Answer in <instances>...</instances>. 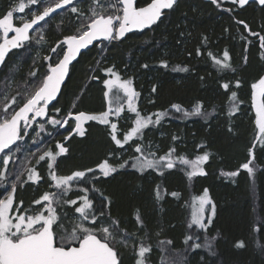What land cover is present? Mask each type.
<instances>
[{
  "label": "trees",
  "instance_id": "16d2710c",
  "mask_svg": "<svg viewBox=\"0 0 264 264\" xmlns=\"http://www.w3.org/2000/svg\"><path fill=\"white\" fill-rule=\"evenodd\" d=\"M21 1L27 3V10L37 8L39 14L49 0H39L35 5L29 4L28 0ZM148 2L150 0H136V5L140 7ZM9 5L10 0H0V17L10 10ZM67 12L60 20L56 13L45 22L48 25L43 33L49 48L77 31L80 15ZM261 36H264V6L250 4L241 8L232 3L218 7L211 1L179 0L150 29L132 33L124 40L96 43L83 52L70 67L59 97L48 109V116L61 121L67 118L68 123L60 129L59 125L48 123V132L34 139L53 153L57 152V144L67 149L57 156L53 165L58 176L89 168L96 170L87 174L86 182L74 181L67 194L60 195L55 208L63 223L74 221L79 215L75 212L81 203L79 197L87 194L99 221L96 228L111 225L117 230L113 246L119 252L120 264H134L135 249L140 245L150 248L146 254L150 264H167V257L176 254H181L182 258L175 264H264V145L256 140V111L251 87L264 77ZM101 43L102 48H98ZM34 50L32 40L27 41L8 56L0 69V110L11 102L12 97L18 101L13 110H18L29 85L48 74L47 67L58 62L64 46L48 63L43 58H36ZM164 50L167 53L162 56ZM225 50L229 53L230 68L222 70L214 58L223 61ZM109 66L130 79L138 94L136 107L141 115L159 112L172 117L169 125L164 122L150 125L134 143L126 144L129 150L137 143L144 149V155L152 152L156 159L169 148L175 149V156L183 155L188 160L207 153L209 159L201 166L205 175L189 180L186 172L190 169L180 163L173 169H164L162 175L154 170L138 171L131 166L132 159L118 157L123 148L112 142L110 125L97 121L85 124L83 136L71 134L73 118L68 116L69 112L99 114L107 111L103 71ZM136 71L139 78L134 74ZM30 72H36L37 76L30 77ZM237 80L240 81L238 88L235 86ZM224 83H229L228 91L222 88ZM232 91L237 93L234 114H230ZM198 104L200 113L194 114ZM172 105H179L181 110L177 111ZM113 122L118 129L124 127L117 118ZM122 134L120 131L121 139ZM179 141L184 142L183 146ZM158 143L159 151L153 152ZM250 148L253 149L255 168L252 176L241 168L250 158ZM40 155L41 152L34 154L26 167L34 166L39 171L41 184H22L20 181L16 184L15 200L21 199L27 207H35L33 202L44 193L60 192L48 177L47 157L35 166ZM24 159L26 161L28 157ZM104 161L114 167L124 161L129 163L105 178L97 167ZM231 172H238V175H227ZM2 181L6 185L0 186V199L10 187L7 179ZM82 188L89 191L84 193ZM205 189L212 204L204 210V222L212 216V223L207 229L195 225L189 227L194 201ZM173 192L178 196H173ZM67 200L77 203H64ZM100 212L104 215L100 216ZM137 215L143 219V227L137 224ZM112 221L117 223L112 225ZM125 234H134L127 237V246L121 243ZM189 236L193 239L186 243ZM206 238L212 240L211 251L203 246L192 247L195 243L204 245ZM237 242H243L244 246L237 247Z\"/></svg>",
  "mask_w": 264,
  "mask_h": 264
},
{
  "label": "snow or ice",
  "instance_id": "6c2138e0",
  "mask_svg": "<svg viewBox=\"0 0 264 264\" xmlns=\"http://www.w3.org/2000/svg\"><path fill=\"white\" fill-rule=\"evenodd\" d=\"M93 4H98V0H92ZM213 4H217L218 0H211ZM256 2L264 6V0H256ZM28 3L35 5L39 0H28ZM177 0H150L144 7H135L133 0H116V3H109L106 7L101 6V11L90 9L91 15L86 17V22H82L76 33L68 35L58 42L57 46L52 48V52H57L63 45H67L64 50L63 58L57 64L49 65L48 74L39 82L33 81L29 85V89L22 97L23 103L18 107V110H13V106L18 104L17 98L12 97L10 103H6L3 109L0 110V152L10 149L18 140L22 139L21 123L23 122L24 134H27V128L32 126L33 121L37 118H45L47 116L48 105L53 101L60 88L61 82L64 80L68 71V66L74 60L81 49L87 48L94 40L103 38L104 40H119L125 34L133 29H144L155 24L163 15L164 10L173 9ZM233 4L243 8L249 0H232ZM72 13H79L84 15L75 5L74 0H54L53 3L44 6L43 11L39 14L33 13L31 19H24L21 17V23L17 26L14 23V12L23 13L26 8L24 2H20L13 10H9L0 17V64H3L6 59V54L15 48H20L25 42L32 39L30 30H34V26L41 21H45L53 13L60 9H68ZM120 5L122 7H117ZM109 9L114 11L109 12ZM239 23H243L240 21ZM248 28V25H244ZM9 33H14L9 37ZM253 35H257L253 33ZM44 37L41 35L40 40ZM40 41L38 40L37 43ZM261 46L264 47V36L260 37ZM264 58V57H262ZM48 59V57H45ZM229 53L227 50L223 53V61L214 58V62L220 66L222 70L230 68ZM166 67V63L162 62ZM186 71V69H180ZM110 74L112 79L103 81L107 91L104 92L106 99H109L112 90H121L127 98L128 110L136 114L133 126L123 134V138H119V129L116 123L110 121V116L119 117L124 110L123 105L117 103L113 106L112 99H109V107L107 111L99 114H86L79 112L73 114L69 112L68 116L76 121L74 131L83 136L85 130L83 124L86 121H98L100 124L110 125V137L112 142L118 148H124L129 141L135 142V138H139L144 134V130L149 125L159 124L161 118L165 113H157L155 120L152 117H143L134 106V101L138 95L131 86L130 80H121L120 76L113 70L107 68L104 70ZM30 77H36V72H30ZM96 79V77H93ZM237 88L240 87V81H236ZM253 89L252 103L256 111V126L258 134L256 140L264 145V77H261L256 83L251 85ZM222 88L226 91L230 89L229 83L222 84ZM155 91V89H153ZM19 95V93L17 94ZM258 96L260 99L258 100ZM230 100L233 101L232 113L236 111L235 101L237 100V93L231 92ZM75 107V105H73ZM177 111H180L179 105H172ZM57 112L60 110L57 109ZM200 113V105L198 104L194 109V114ZM188 115V113H185ZM47 123L54 126H64L68 123L67 118L63 121L54 118H48ZM231 130V129H230ZM67 139V137L65 138ZM175 140L176 137H173ZM255 147V145H254ZM58 152L46 151L39 156V160H45L47 157L49 175L54 182L55 188L59 189V193H44L39 199L35 200V204H43V211H39L34 215L24 214V210L16 212L11 215L10 212L15 208H20V205H14L15 193L17 185L12 183L11 191H9L4 199H0V264H120L119 252L113 246L116 240L117 230L113 226H102L96 228L99 223L95 206L87 194L79 197L81 203L75 208V212L79 214V218L74 220L71 225V231H68L69 225L63 223V218L59 217L56 208L53 206L59 203L60 195H66L70 190L72 182H86L88 173L96 171L95 169H87L86 171H75L68 176H58L54 170V163L57 156L64 154L67 149L57 144ZM135 152L140 153L139 156L132 157L131 166L138 171H145L147 169L158 170L163 174V169H173L176 163L186 165L188 170L186 172L187 178L191 180L198 175H205L201 167L204 162L209 159L207 153L198 156L195 160H188L184 157H179L178 161L173 157L175 149H170L168 153L160 156L158 159L154 158L155 153L150 152L144 155V149L136 144ZM153 157V158H149ZM249 160L241 165L242 169L247 170L249 176L254 175L253 166V149H249ZM8 157L5 156L3 163L7 165ZM129 161H124L119 165L120 168L125 167ZM98 170L103 177H109L118 169L111 166L108 161L99 164ZM230 176L238 175V172L227 173ZM4 178V173L0 172V180ZM20 176H17V180ZM39 175L35 170H29L28 180L33 183L38 182ZM81 191L87 193V188H82ZM173 196H178V193L173 192ZM157 198H160L159 191H157ZM105 199H107L105 197ZM67 204H76V200L64 201ZM212 201L209 198L208 191L205 189L202 196L198 198V208L194 210L192 215V222L189 227L195 225L199 229H207L208 225L212 223V216L207 218V223L204 222L205 205H211ZM213 215H214V205ZM104 213L100 212V216ZM137 224L143 227V219L137 215ZM87 222V224L85 223ZM117 222L112 221V225ZM91 225V227L88 226ZM57 229H62L63 234H59ZM100 233L98 236L97 233ZM134 234H125L121 239V243L127 246V237ZM191 236L186 238V243L191 241ZM215 237L212 238L214 240ZM212 240L206 238L204 245L195 243L192 245L194 249L206 247L212 250ZM170 243V242H169ZM77 244L78 246H72ZM237 247H243V242H237ZM150 252V248L146 245H140L135 249L136 261L135 264H146V254ZM214 254V252H213Z\"/></svg>",
  "mask_w": 264,
  "mask_h": 264
},
{
  "label": "rangeland",
  "instance_id": "374dc122",
  "mask_svg": "<svg viewBox=\"0 0 264 264\" xmlns=\"http://www.w3.org/2000/svg\"><path fill=\"white\" fill-rule=\"evenodd\" d=\"M50 1H54V0H49L44 6L48 5V4H51ZM22 2L21 0H10V5H9V9L10 10H13L16 6H18V4ZM25 4H27L26 2H24ZM109 3H113L115 4L116 3V0H98V4H93L92 0H74V5L80 9L81 12L84 13L83 16H81L79 13H72L70 11V8L72 5H70L68 7V9H63L61 12H59V15L57 17L58 20H60L62 17H64V15L67 12V10L70 12V14H73V15H80V17L78 18V22L76 24V28L78 29L81 25L82 22H86V17L90 16L91 15V11L90 9H95L96 11H101V6H104L106 7ZM226 5V4H232V0H218V3L216 5H218V7H220L221 5ZM117 7H121L120 5H117ZM38 9L37 8H34L32 10H27V5H26V8H25V11L23 13L21 12H14V23H18V25L21 23V17H23L24 19H31L32 17V14L33 13H36L38 14ZM110 11H114V9H109V12ZM53 18V17H51ZM46 21H44V24H42V26H38V28L32 33L31 36H34L32 37V48L35 49V56L36 58H43L45 59V57H48V59H45L46 62L48 63L50 60H51V57L53 56L54 59L55 57H57V52H52L51 49L56 47V45L54 46H51L49 48V42L45 39L43 40H40V37L41 35H43L44 37V29L46 28V26L48 25L47 23H45ZM17 25V26H18ZM12 33H9V35H11ZM2 40V37H0V41ZM40 41L39 43H37V41ZM102 43L97 45L98 48H102ZM64 46V45H63ZM64 52V50H63ZM167 53L166 50H164V52L162 53V56L165 55ZM59 61V59H58ZM104 64H106V62H103ZM48 70H49V66L47 67ZM108 68H113V66H109ZM114 70V68H113ZM117 74L118 72L116 70H114ZM137 72H134V74H136L137 76ZM104 75H105V80L106 79H112L111 75L106 73L105 71H103ZM120 76V79L121 80H130L129 78H127V76L125 74H118ZM137 78H139V76H137ZM132 86V84H131ZM133 88V87H132ZM107 91V89H106ZM116 97H118V103L119 104H122L123 105V111L121 112L120 116L117 117L115 115L113 116H110V121L113 122L114 119H119L122 121L124 127H119V132H123V134L125 132H127L132 126H133V122L136 118V114L129 111L128 110V106H127V98L125 97L124 93L121 91V90H118V89H113L112 92L110 93V97L109 99H112L113 101V106L116 105L117 103V99ZM259 97V96H258ZM260 98V97H259ZM109 99H106V103H107V110H108V107H109ZM259 100V99H258ZM138 105V95L136 96L135 98V101H134V106L136 107ZM137 109V107H136ZM140 113V112H139ZM159 113V112H158ZM143 117H152L153 120H155V116L156 114H144L142 113ZM48 118V117H47ZM47 118L44 120L43 122V119L41 121L40 118H37L35 121H33L32 123V126L31 127H28L27 128V134H24V132L22 131V139H20L19 143H18V146L14 147V148H11L10 150L8 149L7 152H5L1 158H0V172H3L4 173V178L2 180H8L10 185V187L5 191V194L3 195L2 199H4L7 195V193L9 191H11V186H12V183L15 182L17 184V181H20L22 182V184H25V183H29V184H41V177H40V173L38 170H36L33 167H29L27 169V164L31 162L32 160V157L34 156V154H36L37 152H41V154L43 155L44 152L46 151H50V150H45L44 148V144H38L36 141H34V139L37 137V135L39 134H43V133H47L48 132V128H47ZM172 117L170 116L167 117V115H164L161 120H160V123L161 122H164V124L166 125H169L170 123V119ZM73 129H72V133L71 134H75L77 136H80L78 135L74 129H75V125H76V121L73 119ZM88 121H86L84 124H83V128L85 130V124L87 123ZM98 122V121H97ZM115 123V122H114ZM156 125V124H155ZM158 125V124H157ZM150 126V125H149ZM22 129H24V126L21 127ZM60 128H64V126H58V129ZM123 134H122V138H123ZM257 134H258V128H257ZM41 136H44V135H41ZM161 136H164L163 134H161ZM136 139V138H135ZM138 139V138H137ZM131 141H129L130 143ZM34 144V145H33ZM137 144V143H136ZM136 144L133 145V149L129 150V148L127 147V145L124 146V148L119 152V155L118 157H122V156H125L127 159H131L132 157H136L138 153L135 152V147H136ZM184 142L182 141H179V145L183 146ZM141 146V145H140ZM159 143L156 144L154 146V149L152 150L153 152H157L159 151ZM199 148V146L197 147ZM171 148H169L167 150V153L169 152ZM59 151V149L57 148V152ZM62 155V154H61ZM165 155V154H164ZM5 156L8 157V164L5 165L3 163L4 161V158ZM21 156V159H18V157ZM163 156V155H162ZM25 158L28 157V160L25 161ZM173 157L178 161V158L179 157H184L183 155H180V156H175V153H173ZM15 158V161H12V159ZM151 158V157H149ZM156 158V157H154ZM185 158V157H184ZM197 158V157H196ZM195 158V159H196ZM193 159V160H195ZM18 160V161H17ZM11 161L13 162L14 165L11 164ZM17 161V162H16ZM37 165L41 164V161L36 160V163ZM178 164V162L176 163ZM202 166V165H201ZM114 167V166H113ZM117 169L119 168L118 166H116ZM166 169V168H165ZM255 169V168H254ZM29 170H35V172L39 175L40 179L38 182L36 183H33L32 181H29L28 180V174H29ZM148 171L150 170H154V169H147ZM164 170V169H163ZM156 172H159L158 170H154ZM48 174H49V170H48ZM20 176V179L17 180V176ZM199 176V175H198ZM48 177L51 179L50 175H48ZM0 180V186L4 183V181ZM52 181V180H51ZM6 185V184H5ZM52 186L55 188L54 186V182L52 181ZM57 189V188H55ZM60 199V198H59ZM20 202H21V199L20 200H16L14 199V205H20ZM35 207H27L24 205V202L22 205H20V208H15L10 212L11 215H15L16 212L20 211L21 209L24 210V214L26 215H34L35 213L39 212V211H43V204H35ZM56 203L53 205L55 207ZM198 208V200H195L194 201V205H193V211L191 212V222H192V215H193V212L195 209ZM207 208V205H205V209ZM204 209V210H205ZM79 218V215H76L74 217V220L78 219ZM73 221L71 222H65L64 224L65 225H69L68 227V231H71V228H70V225ZM57 232H58V235L59 234H63V230L62 229H57ZM75 245V244H73ZM182 258V255L181 254H176V255H173V256H170V257H167V260H168V263L167 264H175L177 261H179L180 259ZM135 264V263H134ZM146 264H150L146 261Z\"/></svg>",
  "mask_w": 264,
  "mask_h": 264
},
{
  "label": "water",
  "instance_id": "95a60500",
  "mask_svg": "<svg viewBox=\"0 0 264 264\" xmlns=\"http://www.w3.org/2000/svg\"><path fill=\"white\" fill-rule=\"evenodd\" d=\"M178 1L179 0H177V3H178ZM211 0H202V2H210ZM133 4H134V6L135 7H139V6H137L136 5V0H133ZM250 4H256L258 7H263V6H261V5H259L257 2H256V0H249V3L246 5V6H248V5H250ZM144 6H146V5H143V6H140V7H144ZM245 6V7H246ZM69 7V6H68ZM122 7V6H121ZM244 8V7H243ZM63 9H60V10H57V12L56 13H59V12H61ZM170 10V9H169ZM169 10H164V13L165 12H167V11H169ZM56 13H53L50 17H47L46 19H45V21L47 20V19H49V18H51L53 15H55ZM164 13H163V15H164ZM163 15L161 16V18L155 23V24H157L161 19H162V17H163ZM42 22H44V21H41L38 25H36V26H34V30H30V35L38 28V26H40L41 24H42ZM155 24H153V25H151V26H149V27H146V28H144V29H133V30H131V31H129V32H127L126 34H125V36L124 37H122L121 39H119V40H124L125 38H126V36H128V35H130V34H132V33H135V32H143V31H145V30H148V29H150L152 26H154ZM12 35H14V33H12L9 37H11ZM111 40H104L103 38H100V39H97V40H94L93 42H92V44H90V45H88V47L87 48H84V49H81V51L77 54V56H76V58L74 59V60H72L71 62H70V64H69V66H68V71H70V67L72 66V64L80 57V55L83 53V52H85V51H87L88 49H90L91 47H93V45L94 44H96V43H100V42H110ZM0 42H2V40L0 41ZM66 48H67V45H64V50H66ZM15 50H17V48H15V49H11L7 54H6V59H5V61L7 60V58H8V56L13 52V51H15ZM63 55H64V52H63V54H62V57L60 58V59H62L63 58ZM59 59V60H60ZM59 62V61H58ZM57 62V63H58ZM5 63V62H4ZM4 63L3 64H0V69L2 68V66L4 65ZM56 63V64H57ZM54 66V65H53ZM67 71V73H66V75H65V78H64V80L61 82V84H60V88H59V91H58V93H57V96H56V98L53 100V101H51L50 102V104L48 105V109H49V107L56 101V99L59 97V94H60V92H61V89H62V87H63V84H65V82H66V80H67V77H68V74H69V72ZM48 73V72H47ZM48 109H47V116L45 117V118H43L44 120L48 117V118H54V117H52V116H48ZM55 119V118H54ZM23 125V122L21 123V126ZM19 141V140H18ZM18 141L14 144V145H12V146H10V149L11 148H13L17 143H18ZM6 151H8V149H6L4 152H0V158H1V156L6 152ZM72 246H74V245H72ZM75 246H78V245H75Z\"/></svg>",
  "mask_w": 264,
  "mask_h": 264
},
{
  "label": "bare ground",
  "instance_id": "6f19581e",
  "mask_svg": "<svg viewBox=\"0 0 264 264\" xmlns=\"http://www.w3.org/2000/svg\"><path fill=\"white\" fill-rule=\"evenodd\" d=\"M257 7H258V6H257ZM9 36H10V35H9ZM25 43H26V42H25ZM76 61H77V60H76ZM76 61H75V62H76ZM23 126H24V125H22L21 127H23Z\"/></svg>",
  "mask_w": 264,
  "mask_h": 264
},
{
  "label": "flooded vegetation",
  "instance_id": "af4514ba",
  "mask_svg": "<svg viewBox=\"0 0 264 264\" xmlns=\"http://www.w3.org/2000/svg\"><path fill=\"white\" fill-rule=\"evenodd\" d=\"M7 152V151H6Z\"/></svg>",
  "mask_w": 264,
  "mask_h": 264
}]
</instances>
